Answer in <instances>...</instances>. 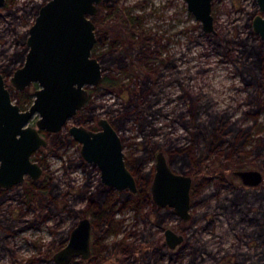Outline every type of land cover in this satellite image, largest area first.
Listing matches in <instances>:
<instances>
[{
  "label": "rangeland",
  "instance_id": "rangeland-1",
  "mask_svg": "<svg viewBox=\"0 0 264 264\" xmlns=\"http://www.w3.org/2000/svg\"><path fill=\"white\" fill-rule=\"evenodd\" d=\"M46 1L13 0L9 8L0 11V65L7 62V54L15 48L22 32L31 26L36 2L43 4ZM116 1L132 9V14L139 17L141 28L154 39H162L160 43L164 44V52L161 56L168 58V65L159 68L164 76L159 82L162 84L160 100L152 108L158 109L151 119L152 125L141 130L134 121H129L124 129L119 130L126 155L141 153L144 147L154 156L159 150L167 154L168 147L173 144H188L190 131L178 117L181 115L184 120L191 117L189 102L195 104L199 115L211 114L212 118L224 122V126L229 127L228 137L236 145L228 147V140H225L221 145L218 143L209 148L204 161L210 162L207 173L213 179L195 195L192 188V217L189 221L184 222L175 214L158 225L154 223L156 219L147 203L138 215L133 210L115 215L114 232L107 237V242L122 238L130 244H140L139 236H128L133 230L140 234L144 222L152 220L154 228L146 237L151 252L149 264H256L257 258L263 254V239L248 215L233 205L231 196L235 189L244 185L235 171L255 169L264 176V169L260 166L264 163V142L259 137L264 134V75L248 85L241 73L248 62L250 48L262 41L252 29L253 17L259 12L257 1L214 0L217 34L204 32L201 21L188 9L186 0ZM35 89L33 84L25 93L33 98ZM26 102L24 106L28 108L30 105L28 100ZM92 104L100 106L94 120L81 122V116H75L62 132H68L73 124L100 128L98 120L102 117L110 119L109 109L120 107L121 99L99 89L92 96ZM38 117L35 115L30 124L36 125ZM57 137L58 133L51 134L48 146L41 148L39 154L46 163L45 167L39 161L45 167L41 180L49 175L56 185L58 196L53 205L57 212L44 209L37 213L35 205L26 202V193L23 192L29 186V176L25 182L6 189L0 197V218L7 221L14 232L0 248V264H55L56 237L62 231L71 232L82 218L69 209L68 204L75 197L73 194L85 182L96 184L100 180V170L95 164L80 165V143L75 141L55 150ZM157 143L160 147L153 149ZM231 151L234 153L230 155ZM214 153L220 156H214ZM154 164L153 158L146 168H154ZM189 175L194 184V176ZM78 202L75 208L86 206V201ZM167 228L185 236V241L176 249H170L165 242ZM263 229L264 226L259 227V230ZM92 258L97 264H126L114 256L103 261ZM141 263L145 264V261ZM71 264H89V260L74 258ZM127 264L139 263L131 258Z\"/></svg>",
  "mask_w": 264,
  "mask_h": 264
},
{
  "label": "water",
  "instance_id": "water-1",
  "mask_svg": "<svg viewBox=\"0 0 264 264\" xmlns=\"http://www.w3.org/2000/svg\"><path fill=\"white\" fill-rule=\"evenodd\" d=\"M188 9L201 21L204 32L217 34L212 0H186ZM102 0H49L42 4L28 30V48L23 65L10 80L18 90L36 83L34 101L22 110L15 103L4 75L0 72V187L9 189L24 182L27 175L39 180L43 166L34 153L48 146L42 132L57 134L82 110L90 99L89 87L104 80L103 65L93 54L97 42L96 24ZM261 14L252 20V29L264 42V0H257ZM5 0H0V8ZM39 115L36 125L30 121ZM100 130L84 125L69 126V134L81 144L82 158L101 171V182L118 190L138 191L135 175L123 152V140L110 119L102 117ZM247 187H257L263 173L255 169L235 171ZM193 178L175 171L163 150L155 154L150 185L153 201L161 208H172L181 220L191 219ZM92 222L83 217L70 232L67 244L54 254L55 264H69L74 257L91 254ZM167 246L175 249L185 236L172 228L165 230Z\"/></svg>",
  "mask_w": 264,
  "mask_h": 264
},
{
  "label": "trees",
  "instance_id": "trees-1",
  "mask_svg": "<svg viewBox=\"0 0 264 264\" xmlns=\"http://www.w3.org/2000/svg\"><path fill=\"white\" fill-rule=\"evenodd\" d=\"M93 19L97 25V44L94 54L103 64L104 80L101 86L90 89V94L93 95L96 90L101 89L103 93L120 97L121 106L109 109L112 123L116 128L124 129L129 121H134L143 130L152 125L151 119L154 113L158 111V109L152 110V108L160 98L158 96L152 98L151 95L158 94L156 83L160 73L157 72L150 60L164 59L161 56L162 50L158 47L161 44V39H154L153 35L141 28L139 17L132 15L126 7L117 6L116 0H105L101 4L100 12ZM27 34L26 30L22 32L15 48L7 54V62L0 65V69L5 75H11L24 62L28 51L26 46ZM247 59L248 62L244 65L245 69H242L241 73L246 83L250 85L253 84L254 80L262 79L264 75L263 41L255 43L250 48ZM120 75L132 76L135 79L127 80L121 78ZM18 101L22 105L26 100H22V94H19ZM99 107L90 103L77 116H81V122L91 121L97 115ZM211 116V114L208 116L199 115L192 108L191 117L185 120V126L192 135L190 142L186 145L173 144L168 147L167 157L173 169L194 176L193 195L213 179L207 173L210 162L204 161L209 155V148L215 144L218 145V143L221 145L225 140H228V147L236 145V142L234 144L228 137L229 127H225L224 122ZM178 120L180 121L179 117ZM46 135L49 136L48 133ZM259 137H261V142H264V134ZM73 143L75 140L67 132H60L54 142V149L59 150ZM157 147H160L158 143L153 146V149ZM39 153L34 155V159L39 160L46 167L45 159ZM232 153L234 152L231 151L230 155ZM214 156L220 155L214 153ZM153 157V155L148 154L147 148H144V152L128 159V163L137 177L138 193L132 194L127 190L115 191L114 188L102 184L100 180L96 184L87 181L82 188L73 194L75 197L68 204L69 209L79 217L85 216L88 211L93 218L94 225L99 227L100 238L104 234L112 232L115 215L127 209L135 211L138 215L145 209L147 203L151 205L150 213L156 219L154 223L161 225L168 216L175 215V212L169 207L165 209L157 207L151 199L149 184L154 169H147L146 167ZM80 163L87 165L82 159H80ZM260 166L264 169V163H261ZM28 183L26 192H23L26 193V202L29 205H35L34 208L37 213L44 211V209L56 213L57 209L53 202H55L58 192H56V185L52 178L48 175L43 180H29ZM5 191L6 189L0 188V197ZM86 200V207L75 208L79 203L78 201ZM231 202L244 215H248L249 221L259 231V237L263 239L264 245V229L259 230V227L264 226L262 219L264 218V182L256 188L240 185L233 191ZM3 221L5 220L0 218V248H3L6 237L14 232L11 225L6 223L7 221ZM144 223L143 230L140 232V244L133 245L123 240L118 242L120 245L117 248V241H113L106 244L105 249L122 260L126 261L133 256L139 264H142L141 261L149 264L151 252L147 246L149 243L147 238L152 233L154 223L152 220ZM68 237L69 232L62 231L61 235L56 237V247L62 246ZM256 261V264H264V247L263 254Z\"/></svg>",
  "mask_w": 264,
  "mask_h": 264
},
{
  "label": "flooded vegetation",
  "instance_id": "flooded-vegetation-1",
  "mask_svg": "<svg viewBox=\"0 0 264 264\" xmlns=\"http://www.w3.org/2000/svg\"><path fill=\"white\" fill-rule=\"evenodd\" d=\"M11 1H13V0H5V4L0 8V11L2 10V9H5V8H9L10 7V3H11ZM47 1H49V0H47ZM46 1V2H47ZM213 1L214 0H212V14H213ZM257 1V0H256ZM45 2V3H46ZM103 2H105V0H102V2L99 4V10H98V13L100 12V10H101V4L103 3ZM44 4V3H43ZM42 4L41 3H38V2H36V4H35V11H34V18H33V20H32V22H31V26H32V24L35 22V19H36V17H37V15H38V13H39V8H40V6H41ZM117 6H124V5H120L119 4V2L117 1ZM259 6V5H258ZM124 7H126L127 8V10L132 14V9H130V8H128L127 6H124ZM97 13V14H98ZM96 14V15H97ZM257 14H261V12H260V10H259V12L257 13ZM263 14V16H264V13H262ZM133 15V14H132ZM95 16V15H94ZM94 16L92 17V19L94 18ZM93 21H94V19H93ZM95 22V21H94ZM96 24V23H95ZM30 26V27H31ZM29 27V28H30ZM29 28L26 30L27 31V33H28V30H29ZM96 35H97V25H96ZM27 37H28V34H27ZM161 39V38H160ZM26 40H27V38H26ZM162 40V39H161ZM96 44H97V42H96ZM96 44H95V46H96ZM16 46V45H15ZM161 50H162V52H164V44L163 43H161V44H159V46H158ZM94 49H95V47H94ZM10 53V52H9ZM93 54H94V50H93ZM163 54V53H162ZM95 55V54H94ZM96 56V55H95ZM164 56V59H157V60H150V62L155 66V68H156V70H157V72L158 73H160V77H159V79H158V82L156 83V87L158 88V94L156 95V94H152L151 95V97L153 98V97H159L160 98V91H161V85H160V80H161V78L164 76V74H163V72H162V70H160L159 68H161L160 66H166V65H168L167 64V62H168V58L165 56V55H163ZM26 58V57H25ZM25 61V60H24ZM24 63V62H23ZM23 63L19 66V67H21L22 65H23ZM19 67H17V68H19ZM16 68V69H17ZM15 69V70H16ZM14 70V71H15ZM14 71H13V73H14ZM0 72L4 75V78H5V81H6V86L10 89V91H11V94H12V98H13V101L15 102V103H17V104H19L20 105V107H21V109L22 110H26V109H28L30 106H31V104L33 103V101H34V98H35V95H34V97L32 98V96H30L28 93H25V90L27 89H25V90H18V89H16L13 85H12V83H11V80H10V78H11V76L13 75V73L11 74V75H5L2 71H1V69H0ZM120 77L121 78H125V79H132L133 77L132 76H128V77H126L125 75H120ZM9 82L11 83V85H9ZM33 85V84H32ZM34 85L36 86V89L38 88V85L36 84V83H34ZM101 86V85H100ZM99 87V86H98ZM92 88H95V87H89L88 89H89V94H90V89H92ZM35 89V90H36ZM35 92V91H34ZM19 94H22V100H28V103H29V107L28 108H25V103L24 104H20L19 103V101H18V96H19ZM94 95V94H93ZM93 95H91L90 94V99H89V101H88V103H87V105L88 104H90L91 103V99H92V96ZM187 101H189L188 100V98L186 99ZM25 101V102H26ZM159 102V101H158ZM27 103V102H26ZM158 104V103H157ZM156 104V105H157ZM86 105V106H87ZM155 105V106H156ZM188 105V112H189V114H191V109L192 108H194L195 110H196V106H195V104L194 105H190V102L187 104ZM85 106V107H86ZM154 106V107H155ZM84 107V108H85ZM153 107V108H154ZM83 108V109H84ZM199 109V108H198ZM81 111V110H80ZM79 111V112H80ZM78 112V113H79ZM78 115V114H77ZM76 115V116H77ZM96 118V117H95ZM94 118V119H95ZM93 119V120H94ZM101 119V118H100ZM100 119L98 120V125H99V127L101 128V126H100V124H99V121H100ZM179 119H180V122H181V124L186 128V126H185V120H184V118H183V116H179ZM187 120V119H186ZM92 121V120H91ZM111 121V120H110ZM112 122V121H111ZM113 124V123H112ZM74 125V124H73ZM76 125H83V124H76ZM114 125V124H113ZM85 126V125H84ZM115 126V125H114ZM88 128V127H87ZM100 128H98V129H93V128H89V129H91V130H94V131H97V130H100ZM115 128H116V126H115ZM69 129V128H68ZM118 131L119 130H121V129H118V128H116ZM187 129V128H186ZM188 130V129H187ZM62 132V131H61ZM43 133V135H45V137H49V136H51V134L50 133H48L49 134V136H47L46 135V133L47 132H42ZM68 134H69V132H67ZM120 133V132H119ZM190 133V132H189ZM121 135V134H120ZM69 136L73 139V140H75L70 134H69ZM190 136H192L191 134H190ZM122 137V136H121ZM189 139H190V137H188ZM49 140V139H48ZM123 140V139H122ZM76 141V140H75ZM77 142V141H76ZM189 142H190V140H189ZM74 144V143H73ZM72 145V144H71ZM70 146V145H69ZM144 148H146V147H144ZM144 148H143V150H142V152H144ZM80 149H81V144H80ZM160 151V150H159ZM164 151V150H163ZM37 152H40L41 153V150L39 149V150H37L35 153H34V155L37 153ZM123 152H124V154H125V160H126V162H127V165H128V167H129V169H130V171L135 175V173L133 172V170L131 169V167H130V165H129V163H128V159L130 158V157H132V156H134V155H136V154H132L131 156H127L126 155V153H125V150H124V141H123ZM141 152V153H142ZM158 152V151H157ZM156 152V153H157ZM165 152V151H164ZM39 153V154H40ZM141 153H137V154H141ZM165 154H166V152H165ZM34 155H33V159H34ZM154 156V155H153ZM166 156H167V154H166ZM154 159H155V156L153 157ZM168 158V157H167ZM80 159H82L86 164L88 163V162H86L83 158H82V156H81V153H80ZM35 160V159H34ZM37 161H39V160H37ZM169 161V160H168ZM79 163H80V161H79ZM149 163V162H148ZM80 165L81 166H84L85 167V165H83V164H81L80 163ZM44 168L45 167H43V172H44ZM154 169V168H153ZM100 170V169H99ZM153 175H154V171H153ZM27 176H29V175H27ZM27 176H26V178H25V180L27 179ZM100 176H101V171H100ZM135 177H136V175H135ZM153 177V176H152ZM29 180H32V181H37V180H33L30 176H29ZM25 180H24V182H25ZM39 180H41V178L39 179ZM136 180H137V177H136ZM100 182H101V178H100ZM86 183V182H85ZM84 183V184H85ZM102 183V182H101ZM83 184V185H84ZM103 184V183H102ZM137 184H138V181H137ZM105 185V184H104ZM106 186V185H105ZM108 187H110V186H108ZM1 188V187H0ZM111 188H114V187H111ZM3 189H5V188H3ZM114 190L115 191H124V190H118V189H116V188H114ZM127 191H129L128 189H126ZM138 191H139V185H138ZM138 191L136 192V193H138ZM130 193H132L131 191H129ZM136 193H132V194H136ZM150 194H151V191H150ZM151 199H152V195H151ZM152 201H153V199H152ZM154 202V201H153ZM155 203V202H154ZM155 205H156V203H155ZM86 206H87V200H86ZM85 206V207H86ZM157 206V205H156ZM157 207H159V206H157ZM159 208H161V207H159ZM127 210H130V209H127ZM125 211V210H124ZM135 212V211H134ZM88 214H89V212L87 211V214L84 216V217H89V216H91L90 214H89V216H88ZM83 218V217H82ZM90 218V220H91V222H92V235H91V254H90V256L89 257H87V258H82V257H74V258H80L81 260H89V264H97V261L95 260V259H93L92 257H94V258H97V260H100V261H103V260H105L106 258H108V257H113V255L112 254H110L109 253V251L107 250V249H105V245L106 244H110V243H112L113 241H117V248L119 247V243L120 242H122L123 240H124V242H126V243H129V242H127V240H125V239H118L117 238V240H112V241H110V242H107V237L109 236V235H112L113 234V232H114V230H113V228H112V232L111 233H108V234H104L103 235V237L102 238H100L99 236H100V230H99V227H98V225H94V223H93V218L92 217H89ZM115 222V221H114ZM151 222V221H150ZM150 222H148V224H150ZM113 227H114V223H113ZM173 229V228H172ZM174 230V229H173ZM96 231H98V232H96ZM176 231V230H175ZM177 232V231H176ZM177 233H179V232H177ZM180 234V233H179ZM182 234V233H181ZM184 235V234H183ZM10 236V235H9ZM69 236H70V232H69ZM133 236H139V238H140V234L139 233H137V231H135V230H133V231H131V233H130V235L128 236V237H133ZM7 238V237H6ZM138 238V240H140ZM164 238H165V235H164ZM68 239H69V237H68ZM68 239H67V241L62 245V246H60V247H57L58 248V250L57 251H59L61 248H63L66 244H67V242H68ZM185 241V240H184ZM119 242V243H118ZM165 242H166V238H165ZM133 245H136L137 243H132ZM167 244V243H166ZM178 246H180V245H178ZM177 246V247H178ZM176 247V248H177ZM175 248V249H176ZM56 251V252H57ZM55 252V253H56ZM54 253V254H55ZM54 254H53V259H54ZM114 257H116V260L118 261H123V262H125L126 264L131 260V258H133V260L134 261H136V262H138L137 260H135L134 259V257L133 256H131L129 259H126V261L125 260H122V259H120L119 257H117V256H114ZM73 258V259H74ZM72 259V260H73ZM72 260H71V262H72ZM71 262L69 263V264H71ZM116 264H117V262H116Z\"/></svg>",
  "mask_w": 264,
  "mask_h": 264
}]
</instances>
